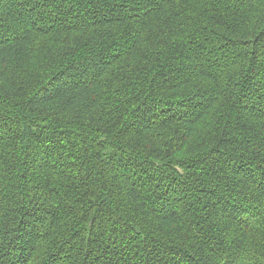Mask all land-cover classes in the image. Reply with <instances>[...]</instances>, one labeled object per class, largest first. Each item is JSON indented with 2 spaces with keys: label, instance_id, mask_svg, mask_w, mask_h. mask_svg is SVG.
Here are the masks:
<instances>
[{
  "label": "trees",
  "instance_id": "obj_1",
  "mask_svg": "<svg viewBox=\"0 0 264 264\" xmlns=\"http://www.w3.org/2000/svg\"><path fill=\"white\" fill-rule=\"evenodd\" d=\"M0 264H264V0H0Z\"/></svg>",
  "mask_w": 264,
  "mask_h": 264
}]
</instances>
